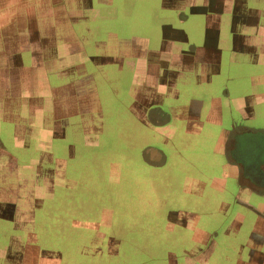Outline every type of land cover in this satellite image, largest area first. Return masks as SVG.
<instances>
[{
	"label": "crops",
	"instance_id": "obj_1",
	"mask_svg": "<svg viewBox=\"0 0 264 264\" xmlns=\"http://www.w3.org/2000/svg\"><path fill=\"white\" fill-rule=\"evenodd\" d=\"M116 6L122 10L121 17L128 20L127 27L121 26L125 31L119 34L117 16L110 12L99 14L100 23L104 26L106 46L110 47L115 39L117 44H125V50L112 56L103 55L104 60L102 56L82 53L84 39L85 43L104 48L101 39H93V24L87 23L90 13ZM150 7L156 11H152L153 22L146 14ZM219 12L222 19L213 21L211 17H219ZM75 20L82 22L80 29L87 38H72ZM141 24L160 28L162 34L155 35L156 41L159 38V45H168L173 53L155 54L159 46L152 48L149 35L140 31ZM95 27L102 30L101 25ZM6 41L14 43L9 47ZM200 44V51H194ZM145 51L149 53H142ZM77 52L94 65L104 61L117 64L120 72L130 71L129 107L133 119L149 133V138L144 133L146 139L158 135L162 142L168 143L175 138L174 152L179 164L172 168L174 176L159 170L157 195L152 193L157 188L153 178L147 183L149 189L142 192V197L147 192L159 196L161 212L165 207L164 218L184 229L174 242L191 247L185 252L196 249L201 253L207 244L201 240L210 233L198 222L204 221L206 225L212 222L210 228L216 229L221 222L230 221L228 237L230 227L236 236L244 222L243 240L238 242L240 256L234 253L235 264H264V131L260 129H264V0H0V68L5 70H1V75L13 74L16 81L22 79V72L14 73L12 66L23 55L30 58L28 67L23 68L39 69L46 78L41 91L45 92V101L40 104L31 101V95L27 104L9 108L6 104L9 90L0 89V131L3 126L4 130L8 125L20 126L12 132L16 136L14 150L26 155L32 152L27 150L31 142L37 147V142L32 141L36 135L38 141L47 140L46 155L38 154L27 160L12 153L8 157L7 148L0 144V182L5 183H0V190L7 185L19 189L15 198V194L8 198L0 192V215L11 204L8 211L14 216L6 220L0 236L33 241L39 228L35 211L44 198L53 203L56 186L65 190L66 198L59 204H67L70 181L65 179L64 170L72 157L70 147H74L70 135L77 133V129L83 130L86 124L82 118L71 119V81L60 83L55 76L65 80L70 65L76 62ZM18 89L19 86L15 87V102L21 100V94L34 92L26 85ZM8 111L12 115L8 116ZM13 112L22 121L16 120ZM1 139L0 132V142ZM155 156L156 163L165 158L162 153ZM29 167L36 168L37 173L26 170ZM43 172L45 178L40 177ZM27 186L45 193L28 194L30 189H21ZM172 205L177 207L166 208ZM60 216L48 213L46 217L49 222ZM84 217V214L74 217L72 225L89 227L92 235L113 240L105 242L107 247L111 246L106 251L126 252V244L136 240L135 226L131 223L134 218L116 221L111 216L107 219L110 224H103L100 219H92L94 223L88 224L90 219ZM115 222L118 230L106 231L109 226L113 230Z\"/></svg>",
	"mask_w": 264,
	"mask_h": 264
},
{
	"label": "rangeland",
	"instance_id": "obj_2",
	"mask_svg": "<svg viewBox=\"0 0 264 264\" xmlns=\"http://www.w3.org/2000/svg\"><path fill=\"white\" fill-rule=\"evenodd\" d=\"M149 10L151 11L146 14L150 16L153 22L154 12L152 11L155 10L151 7ZM106 12L117 16L119 34L125 31V28H121V26L126 25L127 27L128 24V20L121 17L122 10L119 6L95 9L90 13L87 23L92 22L93 24V39H98V41L101 39L104 48L85 43L84 38L88 36L85 32L83 33V29H80V23L82 24V22L79 23L78 20H75L77 22L75 28L71 29L73 30L71 33L72 38L80 39L83 37L84 39L81 45L82 53L88 56H102V60H104L103 55L112 56L124 51L126 48L123 42L117 44L115 39L111 42L110 47L106 46L107 42L104 41L106 39L105 30L102 28L104 26L100 23L99 17L101 16L99 14ZM73 15L78 16V14ZM160 15L164 16L163 13ZM218 15L219 17L212 16L211 19L213 21L221 20L222 12H219ZM71 20L73 21V18L69 19V21ZM147 24H141L140 31L147 36L149 35L150 39L148 41L152 48L159 46V52L155 54H162L161 56H163L173 53V49L168 45H159V38L156 41L155 35L159 37L162 34L160 28L156 27L155 29L153 26L150 28V26H146ZM95 25H101L102 30L99 31V27L97 29ZM74 40L72 39V41ZM6 42L9 47L14 43ZM200 47L201 44L195 46L194 51H200ZM142 53H149V51ZM151 53L154 54V52ZM148 56L153 55L149 54ZM82 58L83 55L78 53L74 59L76 62L70 65V69L64 77L65 80L55 76L57 81H61L60 83L71 81L69 84L71 89L69 93L71 97V119L82 118L86 124L83 130L77 129V133H70V143L74 147H70L72 157L66 163L64 170L65 179L70 181L67 204H59L60 201L66 198L65 190L56 186L53 203H51L52 200L48 202L44 198L43 203L35 211L39 228L35 232L33 241H29L30 239L26 237H20L16 240L14 237L0 236V264H203V262H207V264H235L236 255L234 253L240 256V253H238L240 244L238 242L243 240L242 232L246 228L244 222H242L236 236L232 232L234 229L230 227L229 237L226 231L231 224L230 221L221 222L215 226L216 229L213 228L216 231L214 234H212L214 230L210 228L212 222H209L208 225L204 221L198 222V226L209 230L208 233H210L209 237L205 234L201 240L203 244L207 243L201 253L196 252V249L193 250L195 252H192V250L185 252L184 249H190L191 247L186 248V244L181 245L174 242V239H179L178 234L184 233V229L178 223L167 221L166 217L164 218L165 207L161 212V205L158 204L159 196L151 195V197L150 193L147 192L142 197V192L143 189H149L147 183H151L152 178L156 181L157 187L160 171L167 174L172 173V168L179 164V158L176 157L174 152L176 140L174 138L172 141L165 143L158 135L154 139H146L145 135L149 138V133H145V127L137 123L136 119H133L132 108L129 107L127 86L129 87L132 81L130 71L124 69L120 72L117 70V64L104 61L103 64L94 65L90 63L92 62L91 59H89L90 61L87 59L84 61ZM16 62L17 64H14L12 69L14 73L22 72V79H19V81H16L13 74L1 75V70L3 72L5 70L0 68V89L7 87L9 90L6 104L9 108L15 107V104H27V98L31 95V101L38 104L45 101L43 100L45 92H41L46 83L43 73L39 69L30 68L27 70L23 68V65L24 67L29 65L30 58L28 57L20 55V59L16 58ZM6 72L10 73L11 68ZM50 80L52 81L53 78H50ZM24 85L32 87L34 92H27L28 95L25 96L21 94V100L15 102V87L19 86L18 90H21ZM37 91L38 93H36ZM2 104H4V98ZM82 104H84L83 109L80 108ZM10 115L12 114L8 111V116ZM13 116L16 120L22 121L17 117L16 112H13ZM7 119H11V117ZM15 128L19 129L20 126L8 125L5 130L3 126L0 131L2 134L0 144L4 149L7 148L8 157L12 153L15 156L19 155L20 159L27 160L36 157L38 154L46 155L47 140L41 139L38 141L39 135L35 136L36 140L32 139L33 142H37V147L31 142V147L27 149L32 151L31 153L26 155V153L20 151L15 152L14 137L16 136L12 133ZM260 129L264 131V129ZM156 153H162L165 156V158H160V163H156L158 160V157L155 156ZM188 153L191 154V151ZM35 169L29 167L26 170H31L30 172L36 174ZM172 175L174 176V173ZM42 176L45 178V172L40 174V177ZM27 183L30 184V180ZM7 184H9V181ZM21 189L22 191L30 189L27 193L31 194L32 191L33 195L38 193L41 196L45 193L44 190L29 188V186ZM18 190L7 185L0 192H4V195H7L8 198H12L15 194V198L16 194L18 195ZM157 191L158 187L152 189V193H156V195ZM168 207L175 208L177 206L172 205L166 208ZM8 209H11V204L5 209L6 213L0 215V229L7 222L6 220H11L12 216ZM48 213H60L61 216L48 222L46 217ZM81 214L86 216L84 218L90 219L88 224H93L94 221L99 219L103 224H110L107 219L111 216L116 221H120L121 218H134L131 223L135 226L133 232L136 234V240L126 244V252L106 251V249H111V246L107 247L105 243L111 240L109 237H96L90 233L92 231L89 227L82 228L72 225V219ZM102 218L103 220H101ZM115 226L116 222L113 230L109 226L106 231L110 233L118 230V227ZM5 228L10 231V227L5 226ZM170 235H174V237L171 238ZM101 244H105L106 247ZM202 246H198V249ZM231 256L232 259L230 260ZM241 256L244 259V255Z\"/></svg>",
	"mask_w": 264,
	"mask_h": 264
}]
</instances>
